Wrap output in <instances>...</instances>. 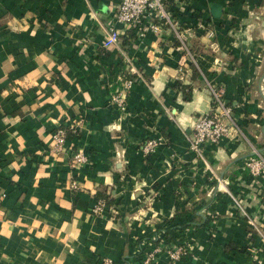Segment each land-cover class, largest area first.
I'll return each instance as SVG.
<instances>
[{
  "label": "crops",
  "instance_id": "0c3cea01",
  "mask_svg": "<svg viewBox=\"0 0 264 264\" xmlns=\"http://www.w3.org/2000/svg\"><path fill=\"white\" fill-rule=\"evenodd\" d=\"M170 2L181 29L193 28L191 57L167 26L142 39L126 32L143 81L119 112L111 98L121 54L102 47L108 0H0V264H141L139 244L170 223L191 253L155 264H264L235 205L264 232V197L244 167L253 149L264 155V0ZM210 81L224 89L237 130L205 148L204 165L187 139L210 110ZM60 128L67 136L54 153ZM79 152L88 161L74 166Z\"/></svg>",
  "mask_w": 264,
  "mask_h": 264
},
{
  "label": "built area",
  "instance_id": "2783aa9c",
  "mask_svg": "<svg viewBox=\"0 0 264 264\" xmlns=\"http://www.w3.org/2000/svg\"><path fill=\"white\" fill-rule=\"evenodd\" d=\"M109 25L106 29V37L102 42L104 49H114L121 54V65L125 67L126 75L119 78L120 90L111 98L112 103L119 112L126 111L125 97L132 86L143 81L140 69L125 54L122 46V40L126 32H133L135 37L142 39L149 31L159 34L162 26H167L172 32L175 40L179 44V49L186 55H190L187 45L188 36L194 34L193 28L181 29L180 20H176L172 11L168 10L167 0H108ZM186 15V7L179 5ZM119 26V27H117ZM199 28V27H198ZM204 30L208 37L213 35L212 30L204 26ZM206 87L211 97L210 110L206 114L200 115L194 122L193 131L187 139L188 150L194 157L206 165L205 148L220 144L232 133L237 130L236 123L233 119L232 109L226 103L224 97V89L215 85L213 82H207ZM73 127V126H72ZM67 130L64 128L57 129L52 134L54 141V153L60 152L64 148ZM159 139L149 140L143 147V154L149 155L154 152ZM74 166L85 164L88 158L84 153H76L71 157ZM244 167L247 170L248 181L255 189L256 195L264 197V155L258 150L253 149L251 156L244 160ZM214 180L217 181L218 188L222 181L212 174ZM72 188L76 189V185L72 184ZM227 192L226 190H224ZM236 209L246 219V225L250 229V233L258 237L262 241L264 247V232L260 230L256 222L242 209L239 202L235 201ZM104 205L102 201H98L92 212L98 214L102 211ZM184 230H182V235ZM174 236V234H172ZM139 252L142 254L141 264H155L157 256L164 254L171 262H178L182 257H187L191 253V246L186 242L183 236L178 239L168 241L165 232L159 230L155 237L139 244ZM252 252V251H250ZM102 264H111V261L104 260Z\"/></svg>",
  "mask_w": 264,
  "mask_h": 264
},
{
  "label": "trees",
  "instance_id": "16d2710c",
  "mask_svg": "<svg viewBox=\"0 0 264 264\" xmlns=\"http://www.w3.org/2000/svg\"><path fill=\"white\" fill-rule=\"evenodd\" d=\"M191 0H185V2L188 4L189 2H190ZM171 7H172V5H171V2H170V0H167V9L168 10H170L171 11ZM193 15V17H199L200 15L198 14V13H194V14H192ZM122 75H126V70H125V67L124 66H122ZM190 91V90H189ZM190 99V93L188 92L187 94H185V96H184V101H188ZM99 198V197H98ZM104 202H105V200H103ZM170 226H167V228H166V233H165V235H166V237H167V239H168V241H172L173 239H178V238H180V236H181V230H182V228L181 227H179L178 225H172V223H170L169 224ZM195 225V223H193V224H190V226H194ZM186 226V225H185ZM170 232H174L175 234H174V236H172V234L170 233ZM141 254V253H140Z\"/></svg>",
  "mask_w": 264,
  "mask_h": 264
},
{
  "label": "water",
  "instance_id": "95a60500",
  "mask_svg": "<svg viewBox=\"0 0 264 264\" xmlns=\"http://www.w3.org/2000/svg\"><path fill=\"white\" fill-rule=\"evenodd\" d=\"M211 10V15L213 18H219L221 14V9L218 5L213 4L210 8Z\"/></svg>",
  "mask_w": 264,
  "mask_h": 264
}]
</instances>
